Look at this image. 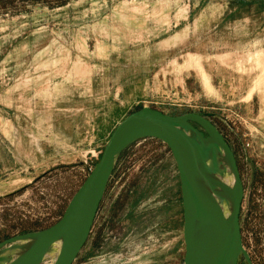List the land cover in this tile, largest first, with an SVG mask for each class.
Here are the masks:
<instances>
[{"label": "rangeland", "instance_id": "1", "mask_svg": "<svg viewBox=\"0 0 264 264\" xmlns=\"http://www.w3.org/2000/svg\"><path fill=\"white\" fill-rule=\"evenodd\" d=\"M144 106L211 114L245 186L238 263L264 264V0H0V243L57 223ZM123 156L74 264H185L170 149Z\"/></svg>", "mask_w": 264, "mask_h": 264}, {"label": "water", "instance_id": "2", "mask_svg": "<svg viewBox=\"0 0 264 264\" xmlns=\"http://www.w3.org/2000/svg\"><path fill=\"white\" fill-rule=\"evenodd\" d=\"M191 128L210 143L202 149L184 131ZM156 138L170 149L179 174L183 205L185 264H239L244 251L241 212L245 186L236 154L211 114L190 111L180 115L144 106L128 114L112 131L99 160L67 205L61 219L49 228L10 237L0 243V250L28 235H42L31 252L30 264H41L51 246L61 236L67 241L54 264H74L91 235L100 205L121 154L134 142ZM199 162L193 167L192 154ZM211 154L212 157L207 158ZM224 154L232 172V203L220 199L212 190L218 184L212 177ZM200 223L220 229L215 240L199 250L193 233ZM9 244V245H8ZM7 245V246H6Z\"/></svg>", "mask_w": 264, "mask_h": 264}, {"label": "bare ground", "instance_id": "3", "mask_svg": "<svg viewBox=\"0 0 264 264\" xmlns=\"http://www.w3.org/2000/svg\"><path fill=\"white\" fill-rule=\"evenodd\" d=\"M184 131L194 142L200 145L202 149L210 147V143L207 140L203 139L201 134L197 133L193 129L184 128ZM209 156H211V154H208L207 158ZM210 158L212 157H209V161H211ZM198 162V153L192 154L191 163L193 167ZM219 162L220 163L219 167H217V172L212 174L213 179L217 181L218 184L216 185V190L213 187L211 188L220 199L224 201L228 200L229 203H232L231 190L234 185V180L228 160L224 154H222L221 158H219ZM218 234H220V229L218 227L214 226L211 223H200L196 226V229L193 233L194 244L199 250H202L210 243H212ZM41 236L42 235L37 234L19 238L12 245L3 250H0V264H30L31 252L38 244ZM66 241V235H63L59 239H57L47 252L45 259L53 257L55 261Z\"/></svg>", "mask_w": 264, "mask_h": 264}, {"label": "trees", "instance_id": "4", "mask_svg": "<svg viewBox=\"0 0 264 264\" xmlns=\"http://www.w3.org/2000/svg\"><path fill=\"white\" fill-rule=\"evenodd\" d=\"M142 107H140L139 109H141ZM139 109H137V110H139ZM136 111V110H135ZM134 112V111H133ZM127 150V149H126ZM126 150L121 154V156L119 157V159H118V161H117V165H116V167L118 166V164H119V161L123 158V155H124V153L126 152ZM116 167H115V169H116ZM115 169H114V171H115ZM179 192H180V202H181V204H182V195H181V190H179ZM138 202L137 201H135V203L133 204V205H135V204H137ZM134 207V206H133ZM183 212V211H182ZM242 217V216H241ZM241 221H242V219H241Z\"/></svg>", "mask_w": 264, "mask_h": 264}, {"label": "built area", "instance_id": "5", "mask_svg": "<svg viewBox=\"0 0 264 264\" xmlns=\"http://www.w3.org/2000/svg\"><path fill=\"white\" fill-rule=\"evenodd\" d=\"M95 163L96 162H93L90 165L87 164V166H86L87 167V174H89L92 171V169L94 168Z\"/></svg>", "mask_w": 264, "mask_h": 264}, {"label": "crops", "instance_id": "6", "mask_svg": "<svg viewBox=\"0 0 264 264\" xmlns=\"http://www.w3.org/2000/svg\"><path fill=\"white\" fill-rule=\"evenodd\" d=\"M124 157V156H123Z\"/></svg>", "mask_w": 264, "mask_h": 264}]
</instances>
